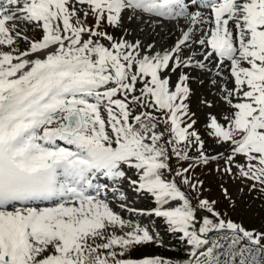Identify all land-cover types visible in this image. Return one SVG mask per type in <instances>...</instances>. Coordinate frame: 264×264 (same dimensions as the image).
<instances>
[{
    "label": "snow or ice",
    "instance_id": "snow-or-ice-1",
    "mask_svg": "<svg viewBox=\"0 0 264 264\" xmlns=\"http://www.w3.org/2000/svg\"><path fill=\"white\" fill-rule=\"evenodd\" d=\"M6 5H0V45L11 47L20 36L13 35L16 24L9 22L35 24L43 36L26 51H0V264H172L155 256L120 258L135 246L161 243L147 226L124 220L106 200L88 194L97 174L123 179L122 165L136 170L138 179L129 178L130 184L157 204L139 215L163 218L169 231L191 245L181 264H264V232L231 220L203 218L199 233L225 231L228 246L217 241L201 251L209 242L194 226L196 208L175 178L162 176V170L171 172V156L191 159L193 144L200 149L197 163L209 160L199 133L191 130L195 121L185 123L189 78L181 73L170 88L171 73L191 65L192 58L181 53L192 29L170 49L152 52L149 45L147 53L138 41H116L99 30L103 21L119 24L126 9L169 19L184 16L193 24L201 13H190L185 0H6ZM200 6L214 14L210 38L198 41L210 46L205 59L215 54L221 62L231 61L235 84L224 89L234 109L224 117L226 124L210 116L206 129L230 146L221 156L224 174L235 168L239 178L252 182L250 190L264 192V0H206ZM90 16L94 25L86 23ZM161 124L168 127L158 131ZM57 141L75 150L58 147ZM193 167L175 177L196 190L202 182L186 175ZM222 191L230 199L228 190ZM44 202L54 206L40 207ZM214 204L204 199L199 207L219 217ZM126 227L131 231L123 235H105Z\"/></svg>",
    "mask_w": 264,
    "mask_h": 264
},
{
    "label": "rangeland",
    "instance_id": "rangeland-1",
    "mask_svg": "<svg viewBox=\"0 0 264 264\" xmlns=\"http://www.w3.org/2000/svg\"><path fill=\"white\" fill-rule=\"evenodd\" d=\"M77 7H82L83 10H87V5L84 6H80L77 5ZM82 15V13H81ZM90 20L87 19V21ZM133 20L135 19H131V18H126L123 21H120L119 24L115 25L114 31L115 33H118L119 37L117 39V41L120 40H128L130 38H132L133 32L136 28L137 22L140 19H136V25L133 22ZM12 23L16 24V27L14 29L13 35H15V33H20V36L16 38L15 43L9 47L7 45H0V51H4V52H11L13 51V49H18L19 52H23L26 51L30 46L29 44H31L29 41L32 40L31 36H38L39 32H42V36H43V30L40 27H37L35 24H29V23H25L22 21H15V22H9V24L11 25ZM101 29L104 32V29L108 30V35H111L110 33V29L111 26L106 22L103 21L101 22ZM25 37L27 39H25ZM42 38V37H41ZM85 39H87L88 37L85 36ZM128 40V42L130 41ZM138 42L140 43V45L143 43L142 40L138 39ZM100 43L104 44L105 46H110V43L105 41L104 39L100 38ZM151 46H153L154 48V42L152 41V38H149V42L147 43ZM152 48V49H153ZM165 48V49H164ZM164 48H160V50H168L166 47ZM187 52V51H186ZM185 51H182L181 53V57L182 58H187L188 56L184 55ZM17 54V53H15ZM34 58V57H29ZM197 57H192V62L191 64H196L198 61ZM210 64V62L208 63V65ZM218 63H212L211 69L208 70L207 72H202L200 73L198 70H196L193 66H181L179 69H177V71L175 73H171V80H170V85L172 84L171 88L172 90H174V85L175 83L178 81V77L181 73H183L184 75H186L189 79L187 80V86L190 89V95L192 98H190V101L192 103V111L194 113L197 114L198 118L203 120V127H205L206 129V124L209 122V117L210 116H215L216 119L218 120L219 123L224 124L226 121L224 119L225 116H231L232 112L234 111V109H232L228 103L225 100V96H226V92L224 91L225 88H227L228 90H231L235 87V84L233 83V77L231 75V65H229V68L227 70H229L228 73L227 70L225 73H221V75H223V77L220 78L219 77H215L212 76L214 70L216 69ZM242 66L247 67L248 65L246 63H242ZM179 70H181L179 72ZM216 73V72H215ZM227 81H229V83H227ZM227 83V84H225ZM230 84V86L228 85ZM234 84V85H233ZM228 87H227V86ZM140 87H142L141 83L137 84V88L139 89ZM137 94H139L137 92ZM194 94H199L198 100H196V97H194ZM238 102L236 97L233 96V103ZM191 107V106H190ZM198 109H200V112L198 111ZM101 114L102 116H104L105 119H107V113L104 112L103 109H101ZM161 130L160 128L158 129V131ZM208 130V129H207ZM110 131V129H109ZM200 135L201 140L203 141V153L210 158L215 157V156H220L221 154H224V152H226L228 146L227 144H220V145H213L211 143V137L213 138V136L209 138L205 137L204 135ZM213 142H217V139L214 138L212 140ZM183 147V145H182ZM170 150V148H169ZM191 151L193 154L199 155L200 156V149L195 145H191L189 147V150ZM227 154H224V156H226ZM243 159L241 156L237 157V161ZM219 164L222 165V167L224 168V159L221 158V160L218 162ZM196 164H198L196 162ZM179 168L176 167L175 165V169L174 171H178L181 170L183 168L188 167V164H186L184 167L182 166H178ZM194 168V167H193ZM191 168V169H193ZM189 170L188 173H186V175L192 179L195 178L198 175H195L194 177L191 175L195 174L192 173L194 170ZM215 169V168H214ZM122 170L126 173L125 177L123 179H119V183L117 184V182H114V184L112 183L108 188L110 189V194L107 197H104L102 199L106 200V202L109 204L110 208L118 213L124 220L126 221H131L132 223H139L141 226H147L150 230V232H153L154 234H158L160 241L163 246L165 247H170L171 250L174 252V256L172 257V259H170V261H172V264H181L182 261H185L188 259V253L191 251V245L185 244V250L183 253H179L176 250V247L174 246L176 244L175 241L169 240L168 236L166 234V232H162L163 230V224H161V218H157L155 216H148V215H144L141 216L139 215L140 212L144 211L146 212V209H148V205L150 203V196H147V192L145 191H137L136 188L134 186H132L129 182H127V179L129 180V178L133 177L134 172H136L135 169L133 168H128L127 166H123L122 165ZM211 170V169H209ZM192 173V174H191ZM198 173V171L196 172ZM216 173L215 170H211L210 174H208L209 179L207 181V183L209 182L208 187L204 184L198 185L196 190H193L189 185H185L182 183V180L180 177H178V185L181 186V184L186 188V190L189 191V193L191 194L193 201L196 202V204L199 207V202L200 200H208L210 203L212 201H215V204L213 205L214 211L216 213L221 214L223 212V208L225 207V205H228L227 203H225V201H223L221 198H225L222 189L226 188L229 192V196L230 199H233L235 197H237V193L238 190H242L243 187L245 188H250L251 185L246 184V183H242V182H238L236 184V188L231 189V184H226L224 182V180H227L229 177H225V179H223L222 182L218 181L216 178ZM220 175V174H218ZM162 176L164 179L166 180H170L173 179V176L169 173L168 170H162ZM227 176V175H226ZM231 177V176H230ZM198 179L201 181V179H206L205 177H198ZM199 180H194L195 182L199 181ZM202 182V181H201ZM206 182V181H205ZM231 183V182H230ZM259 187V186H258ZM218 188H220V192L222 193V196L220 198V193L217 192ZM257 194L254 193L252 194L253 197H255ZM123 196V199H121V197ZM244 199L241 198L240 200H238L239 202L236 204L237 207L230 213L229 217L231 215H233L235 218H239V220L242 222V224L244 225L243 227L251 230V229H261L262 231H264V207H260L259 204H257V202H253V198L251 197V194H249V196H246L245 194L243 195ZM245 197L247 199V201L245 200ZM145 198H148V200H145ZM101 199V198H100ZM227 199V198H225ZM230 199H228V202H230ZM181 202H175V204L173 206H179ZM232 203V200H231ZM152 204V203H151ZM121 205V206H119ZM124 206H131V207H136L137 211L130 213L127 212L123 209H121L120 207ZM154 208L157 207L156 202L153 203ZM165 208L169 207L168 205L164 206ZM202 211H204L203 213L200 211L199 216L197 218V220L194 222V226L198 231L199 227L202 224V220L203 218L207 217L209 219H212L214 222H217L216 218L211 217L209 214H212L210 212H208L206 209H202L200 208ZM260 210V211H258ZM208 213V214H207ZM213 215V214H212ZM229 220V219H227ZM251 228V229H249ZM115 232L117 235H123L124 232L127 231H131V228H124V229H119V228H115V229H108L105 233V235H109L111 234V232ZM225 233H218L217 235H215L210 241L209 243L205 246V248H207L208 246H211V244L213 242H219L221 244L224 245V248L226 249L228 246V240L223 239V237L225 236ZM186 240V239H185ZM97 243H103V240H97ZM137 247V246H135ZM203 248V250L205 249ZM117 252L120 251V249L117 247L115 249ZM202 250V251H203ZM134 251V248H132L129 252H126L124 257H120V258H130L132 255V252ZM139 251H142L140 253H144L146 254L144 249H140ZM217 251H223V249H217ZM149 256L151 253H147ZM163 258V257H161ZM135 259V258H132ZM223 259V257H222Z\"/></svg>",
    "mask_w": 264,
    "mask_h": 264
},
{
    "label": "bare ground",
    "instance_id": "bare-ground-1",
    "mask_svg": "<svg viewBox=\"0 0 264 264\" xmlns=\"http://www.w3.org/2000/svg\"><path fill=\"white\" fill-rule=\"evenodd\" d=\"M128 16L133 17L134 14L130 10L126 9L121 13V21ZM210 20H211L210 14H208V16L206 14L203 15L201 14V17L198 19V21L195 24H193L191 20L187 17L186 23L181 25L182 22L180 21L163 24L160 21H153L149 17H143V19L137 22V25L135 24L136 28L133 32L132 38L129 41V43H135L138 41V39L142 40L143 43L141 44L140 51L142 53H146L148 52V47H146L145 45H147L149 38H152V41L154 42V48L151 51L160 52V48L168 47L170 49L171 47H173L177 42V40L181 38L182 35L180 34L183 31H187L189 28H191L192 32L190 34L191 40L189 41V46L185 47L183 51H185V54L188 56H199L200 58L204 57L202 60L198 61L195 65L198 66L199 63H203L205 66H207L208 65L207 63L210 62L211 64L214 61V59L213 57L205 59V53L208 52V46L200 45L198 41H196L197 39L196 35L197 34L201 35V33L205 30V28H206V34L210 33L211 29L214 26V25L212 26V24L209 23ZM208 38L202 36L200 37V39H206V40ZM226 69L227 67H223L221 69V73ZM228 71L229 70H227V72ZM217 74L219 75V73ZM227 83H229V81H227ZM228 85L230 86V84Z\"/></svg>",
    "mask_w": 264,
    "mask_h": 264
},
{
    "label": "trees",
    "instance_id": "trees-1",
    "mask_svg": "<svg viewBox=\"0 0 264 264\" xmlns=\"http://www.w3.org/2000/svg\"><path fill=\"white\" fill-rule=\"evenodd\" d=\"M257 204H259V206L262 207V208L264 207V203H261L260 201H259ZM258 211H260V210H258ZM260 230H261V229H260ZM263 232H264V231H263ZM150 249H151V248H150ZM152 249H153V248H152ZM154 250H155V251H161L160 248H154Z\"/></svg>",
    "mask_w": 264,
    "mask_h": 264
},
{
    "label": "water",
    "instance_id": "water-1",
    "mask_svg": "<svg viewBox=\"0 0 264 264\" xmlns=\"http://www.w3.org/2000/svg\"><path fill=\"white\" fill-rule=\"evenodd\" d=\"M214 231H215V230H213L212 232L207 233V234H206V237H208V236L214 234Z\"/></svg>",
    "mask_w": 264,
    "mask_h": 264
}]
</instances>
